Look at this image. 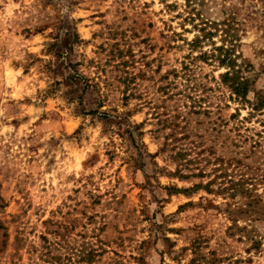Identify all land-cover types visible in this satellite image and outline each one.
<instances>
[{"label":"rangeland","instance_id":"374dc122","mask_svg":"<svg viewBox=\"0 0 264 264\" xmlns=\"http://www.w3.org/2000/svg\"><path fill=\"white\" fill-rule=\"evenodd\" d=\"M260 99L264 0H0V264H264Z\"/></svg>","mask_w":264,"mask_h":264},{"label":"trees","instance_id":"16d2710c","mask_svg":"<svg viewBox=\"0 0 264 264\" xmlns=\"http://www.w3.org/2000/svg\"><path fill=\"white\" fill-rule=\"evenodd\" d=\"M227 58H228V56L223 57L221 59L222 62H227ZM229 62H230V60H229ZM228 75H230V72H227L225 74V76H228ZM232 79H233V81H232V87L235 90V92L237 94L241 95V96H245V94L247 92L246 81L245 80L242 81L238 76H236V77H234ZM260 100H261V101H259L260 104H258V105H264L263 99H260ZM256 201L259 202L258 199Z\"/></svg>","mask_w":264,"mask_h":264},{"label":"clouds","instance_id":"9594fccd","mask_svg":"<svg viewBox=\"0 0 264 264\" xmlns=\"http://www.w3.org/2000/svg\"><path fill=\"white\" fill-rule=\"evenodd\" d=\"M13 7H16V6L13 5ZM93 139H94V141H95V137H93ZM89 147H90V146H89ZM80 158L82 159L83 157H80ZM71 167H72V168H78V167H79V164H78V163H72Z\"/></svg>","mask_w":264,"mask_h":264}]
</instances>
